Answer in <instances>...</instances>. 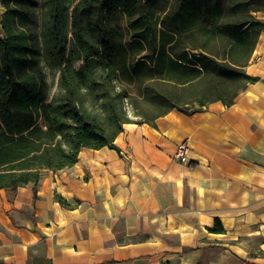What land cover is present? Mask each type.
Wrapping results in <instances>:
<instances>
[{
    "label": "trees",
    "instance_id": "trees-1",
    "mask_svg": "<svg viewBox=\"0 0 264 264\" xmlns=\"http://www.w3.org/2000/svg\"><path fill=\"white\" fill-rule=\"evenodd\" d=\"M262 15L264 0H0V190L116 149L126 124L232 106Z\"/></svg>",
    "mask_w": 264,
    "mask_h": 264
},
{
    "label": "crops",
    "instance_id": "crops-1",
    "mask_svg": "<svg viewBox=\"0 0 264 264\" xmlns=\"http://www.w3.org/2000/svg\"><path fill=\"white\" fill-rule=\"evenodd\" d=\"M246 73L228 108L126 124L116 149L0 190V264H264V31Z\"/></svg>",
    "mask_w": 264,
    "mask_h": 264
},
{
    "label": "built area",
    "instance_id": "built-area-1",
    "mask_svg": "<svg viewBox=\"0 0 264 264\" xmlns=\"http://www.w3.org/2000/svg\"><path fill=\"white\" fill-rule=\"evenodd\" d=\"M189 154H190V148L187 142H181L175 146V150L172 158L174 161H176L179 164L189 165L190 164Z\"/></svg>",
    "mask_w": 264,
    "mask_h": 264
},
{
    "label": "rangeland",
    "instance_id": "rangeland-1",
    "mask_svg": "<svg viewBox=\"0 0 264 264\" xmlns=\"http://www.w3.org/2000/svg\"><path fill=\"white\" fill-rule=\"evenodd\" d=\"M48 78L46 79V82H47V85H49V86H52L50 89H51V93H53L54 91H55V89H56V81H54V85L52 84V79L49 77V76H47ZM52 84V85H51Z\"/></svg>",
    "mask_w": 264,
    "mask_h": 264
}]
</instances>
